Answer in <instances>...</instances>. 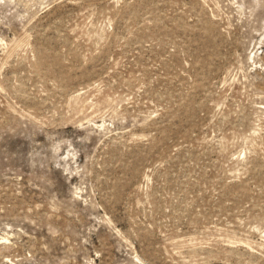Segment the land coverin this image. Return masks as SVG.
<instances>
[{"label": "rangeland", "instance_id": "obj_1", "mask_svg": "<svg viewBox=\"0 0 264 264\" xmlns=\"http://www.w3.org/2000/svg\"><path fill=\"white\" fill-rule=\"evenodd\" d=\"M0 264H264V0H0Z\"/></svg>", "mask_w": 264, "mask_h": 264}]
</instances>
